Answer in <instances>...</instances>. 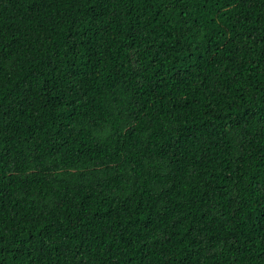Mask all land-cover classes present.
Returning a JSON list of instances; mask_svg holds the SVG:
<instances>
[{"label": "trees", "instance_id": "trees-1", "mask_svg": "<svg viewBox=\"0 0 264 264\" xmlns=\"http://www.w3.org/2000/svg\"><path fill=\"white\" fill-rule=\"evenodd\" d=\"M0 264H264V0H0Z\"/></svg>", "mask_w": 264, "mask_h": 264}]
</instances>
